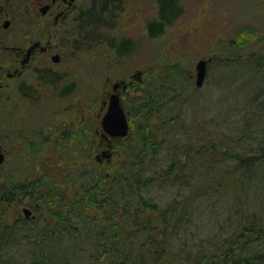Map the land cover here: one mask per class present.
I'll return each instance as SVG.
<instances>
[{
	"label": "trees",
	"instance_id": "1",
	"mask_svg": "<svg viewBox=\"0 0 264 264\" xmlns=\"http://www.w3.org/2000/svg\"><path fill=\"white\" fill-rule=\"evenodd\" d=\"M132 46L120 39L118 52ZM214 66L201 88L177 59L128 82L120 167L72 168L41 225L0 218V264H264V52Z\"/></svg>",
	"mask_w": 264,
	"mask_h": 264
},
{
	"label": "rangeland",
	"instance_id": "2",
	"mask_svg": "<svg viewBox=\"0 0 264 264\" xmlns=\"http://www.w3.org/2000/svg\"><path fill=\"white\" fill-rule=\"evenodd\" d=\"M80 2L85 19L80 22V28L78 25L76 31L71 33L67 41L65 40L67 46L72 45L75 49L74 59L70 62L77 68L75 72L80 85L78 91L65 100V105L71 104L73 107L76 101L79 110L75 114L72 112L69 118L65 110L60 113L59 119L65 118L75 123L77 129L81 126V132L72 137H77L76 142L73 141L75 143H70L69 147L65 148L63 146L54 148L53 151L35 143L28 147L22 141L17 142L16 136H9L7 130L3 131V135L14 142L13 144L6 142L8 152L5 163L0 167V192L6 191L13 198L8 201L1 195L0 218L11 225H20L18 223L21 221L28 220L21 218L24 216V206L30 207L36 216L40 215L32 219L40 225L45 219L51 220L47 211H51L55 205L51 207L50 200L57 201L60 192L66 193L63 182V179H66L63 175L72 168L78 169L79 172L85 165L95 167L98 164L102 171L108 173L120 167L121 151L119 147H112L115 139L108 150L110 156L101 157L99 162L95 159V153L99 154L103 148L92 152L87 148L82 150L88 136V139L94 137V143L99 141L100 134H94V109L99 111L102 99L106 98V93L111 90L112 82L120 79L129 82L140 81L147 70L156 68L163 61L177 59L191 69L194 83V66L200 58L210 57L213 67L216 58L222 59L227 54L245 56L252 52H264V0H80ZM163 12L166 19L162 31L151 35L148 22L162 20ZM89 21L93 23L87 27ZM123 38L130 39L133 46L128 52L119 53L118 44ZM78 70L80 73H77ZM215 73L216 68L211 70L210 75L207 71L202 86L196 88L209 85ZM70 79L72 77L66 78L62 84ZM94 100H97V103L91 105L90 102ZM58 103V100L50 96L49 126L54 121V112L59 109ZM104 109L100 115L105 112ZM80 118L81 125L76 122ZM57 151L59 154L55 155L53 152ZM52 158L56 160L53 161ZM45 182L52 183L55 193L57 190L60 193L54 194V199L47 200V188L43 187ZM36 183H40L42 188L40 199H37L38 206L34 205L35 198L29 194Z\"/></svg>",
	"mask_w": 264,
	"mask_h": 264
},
{
	"label": "flooded vegetation",
	"instance_id": "3",
	"mask_svg": "<svg viewBox=\"0 0 264 264\" xmlns=\"http://www.w3.org/2000/svg\"><path fill=\"white\" fill-rule=\"evenodd\" d=\"M84 19L80 0H0V167L8 152L6 142H14L3 135L6 130L9 136H16L17 142L22 141L28 147L35 143L55 151L54 148L69 147L76 142L77 137H72L80 134L81 126L77 129L75 123L59 119V115L66 110L69 118L72 112L79 110L76 101L73 107L65 105V100L80 88L77 68L70 62L75 49L67 46L66 41ZM70 77L72 79L62 84ZM112 83L99 111L94 109V134H100L99 141L94 143V137L88 139V136L82 146L91 152L112 146L113 138L103 132L100 124L103 114L100 113L107 108L109 95L115 91L121 96L124 90L121 86L113 90ZM50 96L59 101L51 126L48 121ZM90 103L95 105L97 100ZM76 122L81 125V118ZM53 153L59 154L58 151ZM95 159L99 162L102 158L95 153ZM34 205H39L37 199ZM23 208L30 211L21 217L23 220L36 217L30 207Z\"/></svg>",
	"mask_w": 264,
	"mask_h": 264
},
{
	"label": "water",
	"instance_id": "4",
	"mask_svg": "<svg viewBox=\"0 0 264 264\" xmlns=\"http://www.w3.org/2000/svg\"><path fill=\"white\" fill-rule=\"evenodd\" d=\"M210 61L209 58H200L195 63V81L196 87L202 86L206 73H207V63ZM141 71L138 72V75ZM127 82L123 79L114 81L112 83V88L115 90L117 87L121 86L122 89L126 88ZM101 128L107 136L114 138H121L127 135L129 124L127 119V112L124 110L120 94L118 92H112L108 97V105L101 117ZM100 157H108L110 153L108 149L102 150L99 153ZM2 160V155H0V161ZM23 212L28 214L30 211L28 208H23Z\"/></svg>",
	"mask_w": 264,
	"mask_h": 264
}]
</instances>
